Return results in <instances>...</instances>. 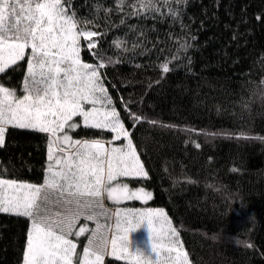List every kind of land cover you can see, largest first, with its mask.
I'll return each mask as SVG.
<instances>
[{
  "label": "trees",
  "instance_id": "1",
  "mask_svg": "<svg viewBox=\"0 0 264 264\" xmlns=\"http://www.w3.org/2000/svg\"><path fill=\"white\" fill-rule=\"evenodd\" d=\"M133 3L127 0L123 10L116 0L72 3L81 19L92 20L97 6L101 9L93 30L104 35L94 39L113 61L103 70L105 86L149 173L147 179L124 182L153 192L148 204L166 208L193 264H264V142L235 138L241 132L264 137V99L258 94L264 81V22L256 19L264 17V0H188L182 23L167 16L162 2L163 15H127ZM105 8L112 9L107 17ZM191 35L196 41L187 53L189 70L178 48ZM116 40L124 42L120 49ZM133 44L139 45L135 51ZM177 55L172 71L163 74L160 65ZM81 57L98 62L86 45ZM21 64L0 82L19 90L26 71ZM126 104L159 123L134 124ZM74 135L112 139L113 134L81 126ZM46 166V135L10 128L0 148V170H7V178L42 183ZM27 227L25 218L0 213V264H22ZM87 234L78 241L79 251ZM106 264L124 262L108 257Z\"/></svg>",
  "mask_w": 264,
  "mask_h": 264
},
{
  "label": "snow or ice",
  "instance_id": "2",
  "mask_svg": "<svg viewBox=\"0 0 264 264\" xmlns=\"http://www.w3.org/2000/svg\"><path fill=\"white\" fill-rule=\"evenodd\" d=\"M160 2L173 22L182 23L188 0H135L127 15H163ZM72 3L0 0V76L10 79V71L22 68L21 62L26 64L19 90L0 82V148L5 146L10 128L43 133L47 138L42 183L7 178V170H0V213L28 222L22 264H106L108 257L124 264H192L180 232L163 208L122 206L129 201L148 204L152 193L142 187L131 189L124 178L147 179L149 173L105 87L103 70L113 61L102 55L99 40L94 39L104 35L93 30L99 27L96 20L101 9L97 6L94 19H81ZM126 3L116 0L117 9L123 10ZM103 11L107 17L112 9ZM256 19L264 22L262 16ZM130 28L135 30V26ZM195 41L194 35L184 39L178 52L187 57ZM114 44L120 49L124 42L116 40ZM84 45L98 62L82 60ZM138 47L133 44V51ZM123 50L128 51L126 47ZM178 59L177 55L165 60L160 65L162 73L172 71L170 65ZM191 64L187 57L189 70ZM258 94L264 99V81ZM125 111L134 124L144 120L151 125L159 123L132 112L127 104ZM81 123L86 129L107 130L113 134L112 140L74 139ZM235 138L264 142V137L244 132ZM113 141L123 142L116 145ZM105 200L116 207H106ZM53 206L62 211L54 212ZM100 217L114 223H101ZM81 219L95 227L89 229L87 223L78 227ZM145 223L151 241L149 255L140 249L130 250L129 234ZM85 233L90 234L81 252L78 241ZM246 246L252 247L250 243Z\"/></svg>",
  "mask_w": 264,
  "mask_h": 264
},
{
  "label": "rangeland",
  "instance_id": "3",
  "mask_svg": "<svg viewBox=\"0 0 264 264\" xmlns=\"http://www.w3.org/2000/svg\"><path fill=\"white\" fill-rule=\"evenodd\" d=\"M82 58V57H81ZM83 60V59H82ZM87 63V62H86ZM7 86V85H6ZM10 87V86H9ZM106 87V86H105ZM81 126H83L82 125V123H81ZM78 130V129H77ZM76 130V131H77ZM73 138L74 139H80V138H77L75 135H74V133H73ZM98 139V138H97ZM100 139H102V138H100ZM103 140H105V141H110V140H112V139H103ZM123 141H113V144H116V145H119L120 143H122ZM106 146H109V145H107L106 144ZM139 154V153H138ZM142 160V159H141ZM26 182H28V181H26ZM30 183H32V182H30ZM129 187L131 188V189H133V190H135L136 188H141V187H132V186H130L129 185ZM145 189V191H147V192H151L152 193V197H153V192L151 191V190H149V189H146V188H144ZM107 200H105V206L106 207H108L107 206V202H106ZM150 201V200H149ZM148 201V202H149ZM135 202H137V201H129V202H126L124 205H122L123 207H136V208H143V207H152V208H163L164 210H165V212L167 213V210H166V208H164V207H160V206H158V207H156V206H152V205H150V204H147V205H138V204H134ZM52 210L55 212V211H62V209H60V208H58V207H56V206H53V208H52ZM168 214V213H167ZM169 216V215H168ZM169 218H170V216H169ZM171 220H172V218H170ZM83 221V219H81V221H80V224L78 225V227L79 226H82V225H84L85 223H87V222H82ZM88 222H90V223H92V226H89L90 227V229L91 228H94L95 227V224L93 223V222H91V221H88ZM100 222L101 223H106V222H109V221H106L105 220V218L104 217H100ZM173 226H174V224H173ZM175 227V226H174ZM179 231V230H178ZM90 233H88L87 235H86V238H85V240H84V242H83V244H82V249H83V246L87 243V236L89 235ZM180 238H181V235H180ZM83 239V237L81 238V239H79V241H81ZM182 240V239H181ZM129 241H130V250H132V251H135V250H137V249H140L142 252H144L146 255H149V254H151V241H150V234H149V230H148V227H147V224L145 223V224H143L140 228H138L137 230H135V231H133V232H131L130 234H129ZM182 242H183V240H182ZM185 247V246H184ZM185 250L188 252V250L185 248ZM82 251V250H81ZM191 260V259H190ZM191 262H192V264H193V261L191 260Z\"/></svg>",
  "mask_w": 264,
  "mask_h": 264
},
{
  "label": "crops",
  "instance_id": "4",
  "mask_svg": "<svg viewBox=\"0 0 264 264\" xmlns=\"http://www.w3.org/2000/svg\"><path fill=\"white\" fill-rule=\"evenodd\" d=\"M82 237H80V239H81Z\"/></svg>",
  "mask_w": 264,
  "mask_h": 264
}]
</instances>
